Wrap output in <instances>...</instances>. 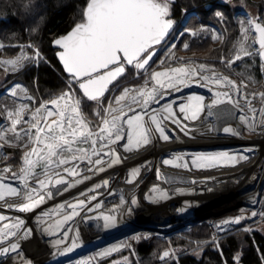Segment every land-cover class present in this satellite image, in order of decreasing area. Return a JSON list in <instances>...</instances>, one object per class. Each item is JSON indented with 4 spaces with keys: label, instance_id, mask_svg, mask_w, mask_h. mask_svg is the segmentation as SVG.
I'll return each instance as SVG.
<instances>
[{
    "label": "snow or ice",
    "instance_id": "snow-or-ice-1",
    "mask_svg": "<svg viewBox=\"0 0 264 264\" xmlns=\"http://www.w3.org/2000/svg\"><path fill=\"white\" fill-rule=\"evenodd\" d=\"M172 3L173 0H89L82 21L68 35L54 41L62 49L58 56L65 71L70 75L71 81L78 85L82 96L75 95L76 89L70 83L67 91L42 101L38 107L30 109L29 105L21 104L7 110V122L0 123V150L5 146L19 148L23 155L18 172H12L11 165L0 168V202H4L0 206L14 208L21 213L33 212L47 200L68 192L74 184L91 179L86 173L103 172L105 167L102 165L110 168L122 163L120 153L114 146H119L126 152H134L149 145L157 137L169 141L171 137L166 131L168 123L176 125L188 135L185 131L188 125L183 121L200 119L206 107L211 109L227 102L239 111L240 114L235 118L249 131L256 132L260 129L264 132V92L247 91L249 85L245 79L255 83L251 75L238 83L229 75L220 72L215 65L197 63L194 60L182 62L183 58H176L174 55L170 58L177 60L176 64L160 71L151 68L149 61L155 55L153 46L161 44L174 27V20L171 18ZM215 14L223 18L221 12ZM239 23L240 37L233 45L232 57H221L220 63L231 67L245 57L258 56L264 70V21L259 17H248L246 21L241 20ZM185 31L192 36L197 34L196 30ZM212 38L220 41L224 39L215 32ZM170 47L174 49L175 44ZM4 48L5 45L0 43V51ZM183 48L188 49L189 44L185 43ZM39 59L42 57L38 50L33 56L21 52L13 59H0V67L8 71L10 66V70L16 71L25 61ZM164 63L160 61L161 65ZM127 65H131L137 70V74L143 76V85L138 88L124 87L118 95L106 100L105 94H111L109 86L125 73ZM238 75L243 76V73ZM153 82L155 86L150 87ZM193 84L208 87L213 92L214 99L211 104L205 105V97L194 94L186 97L185 103L177 106L180 115L174 111L175 101L166 103L159 109L151 107L153 103H160L167 90L180 92ZM9 95L32 102L35 100L20 85L9 90ZM84 98L95 102L93 114L99 118L96 125H92L82 109ZM254 101H258L259 107ZM26 114L28 119L24 118ZM208 114L211 115V112ZM223 132L240 134L231 126L224 127ZM120 141L124 143L120 144ZM7 159L8 156L0 151V162ZM247 159L243 154L220 152L197 155L192 159V164L197 168L235 166L241 160ZM176 161L183 163L176 164ZM162 163L188 166L182 155L165 159ZM139 171L138 168L132 169L127 182H134L133 178L139 175ZM10 172L11 177L7 175ZM157 175L158 179L162 178L159 169ZM68 177L73 180L70 182ZM76 177L80 179H75ZM7 179L21 182L20 186L5 183ZM62 185L64 187H60ZM107 185L108 181H104V186ZM99 187L101 185H96V188ZM152 191L157 198L167 196L158 187H154ZM81 195L87 196V193ZM98 195L78 199L67 205L61 203L58 210H45L38 215L37 223L45 235L56 236L62 231L65 233L54 241V247L59 249L67 242V232L71 228H65V225L80 215L81 210L92 211L88 205L91 201L98 200ZM6 197H18L22 202H6ZM132 203L136 204L137 201L133 200ZM100 207L98 202L95 208ZM66 208L71 211H65ZM251 215L255 217L257 213L253 211ZM260 215L264 216V212ZM100 218L103 219L105 227L114 224V217L111 215L97 217ZM241 219L242 217H237L225 223L239 224ZM4 221L11 222L0 224V257H6L10 253L19 257L20 241L28 239L34 230L25 227L26 221L19 217L0 215V222ZM13 237L15 240L9 242ZM133 239L138 240L140 237ZM77 246L78 241L74 240L60 254L72 252ZM123 247L131 246L125 242L107 248L98 255L106 257ZM170 255L173 253L165 251L161 259ZM123 259L125 264H131L126 257ZM22 264H31V261L23 260ZM81 264H90V261L85 260Z\"/></svg>",
    "mask_w": 264,
    "mask_h": 264
},
{
    "label": "flooded vegetation",
    "instance_id": "flooded-vegetation-1",
    "mask_svg": "<svg viewBox=\"0 0 264 264\" xmlns=\"http://www.w3.org/2000/svg\"><path fill=\"white\" fill-rule=\"evenodd\" d=\"M261 1L262 0H210L208 5L205 7V9L204 8L202 9L201 7L187 9L177 6L175 4V0H173V3L171 5V18L174 20V29L167 38L166 42L154 47V49H156V53L152 57V60L149 62V65L151 66V68L157 71L163 70V68L177 63V60H173L170 58L171 56L174 55L176 58H183L182 62H189L194 60L197 63L215 65L220 72L224 73L225 75H229L232 79L236 80L238 83L241 79H245L247 76L251 75L255 83L245 79V82L248 83L249 85L247 91L250 93L264 92V70H262L261 68V61L258 56H254L251 58L245 57L243 60L237 61L235 64L231 65V67H227L226 64L220 63L221 57H226L227 59H231L232 57V53L234 51L233 45L236 44L237 40L240 37L239 22L241 20L246 21L248 17H252V18L259 17L260 20L264 21V7H258L254 5V3ZM180 9L183 10L182 13H180ZM216 12H221L223 14V18L217 17L215 14ZM186 29L196 30L197 34L195 36H192L189 34V32L185 31ZM214 32L222 35L224 38L223 41L214 40L212 38ZM185 43L189 44L188 49L183 48V45ZM172 44H175L174 49L170 47ZM256 47H258V45H256ZM149 51H152V49H150ZM15 57L16 56L6 57L3 55L2 52L0 54V59L3 60L13 59ZM160 61H164L165 63L161 65ZM25 62L23 66L25 65ZM16 72L17 70L16 71L10 70V66L8 71H6L5 68L0 67V108L1 109H2L1 106L3 105L4 108L5 106L6 107L19 106L20 99L9 95V90H11L16 85H20L23 88L27 89L28 95L35 98V96L31 94L28 86L25 85L23 82H21L19 79L9 82L7 75ZM238 73H243V76L238 75ZM70 82L73 83L71 81V78H70ZM143 82H144L143 76L137 74V71L135 73H125L121 78H119L114 84L110 86L111 94L106 93L105 98L107 100V99H111L113 95H118L121 92L122 88L124 87L138 88L141 85H143ZM72 86L73 88L76 89L75 95L82 96L79 95L77 87L74 86L73 84ZM151 86H155L154 82L150 84V87ZM63 92L52 95L48 100L60 95ZM194 94L205 97V105L211 104L212 100L214 99V94L213 92H210L208 90V87H201V86H197L196 84H193L190 87L183 88L182 91L180 92L167 90L164 98L160 100V103L159 104L153 103L151 104V107L159 109L162 105L175 101V103L173 104L174 111L177 112V115H180L177 106L185 103L186 97ZM3 100L4 102H2ZM31 103H32L31 104L32 108L40 106L37 104L36 98L34 102ZM253 103L256 104L257 107H259L258 101H254ZM95 106H96L95 102L88 101L86 98H84V101L82 103V109L87 114L88 118L91 120L92 125H96L99 123V118L96 117L92 112V110L94 111ZM48 107H51V105H48ZM209 111L211 112V115L208 114ZM239 114L240 113L237 109L233 108L231 105L225 102L218 106H213L211 107V109L206 107L205 111L201 114L200 119L196 121H190V120L183 121L184 124L191 126V128L185 130L188 132L189 135L190 133H193L192 126L197 127L198 129V132L196 133L197 140L203 142L204 146L201 147L195 145L189 148H184V147L179 148L180 150H177L172 154L169 153L165 154L166 156L164 155V159L162 158V161L165 159L173 158L177 155H182L184 161L188 162V166L187 167L178 166L177 168L185 169V168L193 167L203 172L226 171V173L229 174L225 178H222L220 182L217 181L215 176L203 177L202 182L213 183L217 185L228 184L231 187H238L239 184H241L240 181L243 180L244 177H246V175L244 177L241 176L242 172H239V175L241 177L238 176V173H233L232 171L234 169L237 170L240 168H242L240 170L250 169V172L248 170L250 184L247 183L248 185L247 187L251 186L252 191L251 192L249 191V193L245 194L244 196H246V198L244 199L255 198L254 199L255 201H251V202L256 204L259 202V199L261 198L260 197V194H262L261 192L264 191V132H262L260 129H257L256 132L249 131L238 119L235 118ZM128 115H132V113H128ZM4 121H5L4 117L2 120L0 119V123H4ZM168 125H172V124L168 123ZM228 126H231L234 129H236L240 133L239 135L243 136L245 139L243 140L241 139V141H237L235 136L238 135H231L223 132V128ZM166 131L171 138L176 137L178 132L184 133V131H181V129L180 131H177L173 128L172 129L168 128V126L166 128ZM176 141L178 142V140ZM119 143L123 144L124 141H120ZM114 147H116L117 151L120 153L121 159H127L126 156L129 155L130 157V155H132L135 152V151L132 153L126 152L124 151L123 148H120L119 146H114ZM3 152L6 153L8 156H11V158L8 161H6L5 166L11 165L12 172H18L22 164L21 157L23 155V151L19 148H12L5 146L3 148ZM220 152H228L229 154H243L246 155L248 159L241 160L235 166L197 168L194 164H192V159L194 158V156L200 154L211 155ZM18 155H20L21 161L20 164L17 165L16 163H17ZM181 163H183V161H176V164H181ZM83 166L84 165H81V167ZM246 166H249V168H247ZM102 167H105V171H103L104 173L103 172L102 173L94 172L93 174L87 173L86 175L90 176L91 179L85 180L79 184H74L71 190H69L68 192L62 195L54 196V198L47 201H50L54 210H58L59 204L63 203L67 205L71 203L73 200H75V198L83 197L84 195L81 196V193L87 192V195H89L90 191H87L88 189H94L95 191L98 192V190L102 189L103 187H106L104 186V181H108L107 186H111L114 183V181L117 180L116 169L118 168V164L110 168L104 165H102ZM38 170L39 169H37V171ZM109 171H112L110 176L108 177L105 176V174ZM7 175L11 177V172L8 173ZM139 175H140V171H139ZM68 179L70 182L73 180L72 177H68ZM75 179H80V177ZM110 181L112 182V184L110 183ZM4 182L12 184L13 186H17V187H19L21 183L18 181H13L11 179H7ZM96 185H101V187L96 188ZM197 185L198 184L196 182L193 184V186H197ZM60 187H64V186L62 185ZM247 187H245L244 189H247ZM245 192L247 191H244V193ZM99 199L100 197L98 196V200H96V202H98ZM6 202L18 204L21 203L22 201L18 197H6ZM241 203L246 204L243 201H241ZM208 205H209L208 203L201 204L199 205L198 210H204L206 208H209L210 205L209 206ZM65 211L68 212V209L66 208ZM211 212H214L213 214H217L215 210ZM22 214L23 213L17 211L14 208H7V207L3 211H0V215L7 216L9 218L18 217ZM61 215H63V213H61ZM7 222H11V221L0 222V224ZM25 227L31 228L34 231L33 234L28 239L20 241V245H24L23 247H20V256L19 257L16 256L15 253H10L8 255L10 257L9 259L16 264H19L23 260H28L30 259L29 257H32V254L30 252L31 249L29 250L27 248L28 247L30 248L33 245L34 246L37 245L36 242L37 240L34 237L41 236L40 232H42L40 230L41 229L40 224H38L36 228L26 223ZM14 240H15L14 237L10 238L9 242H13ZM32 240H34L32 243L33 245L27 243V241L31 242ZM8 256L4 257L3 261ZM1 258L3 257H0V264L3 263L1 261Z\"/></svg>",
    "mask_w": 264,
    "mask_h": 264
},
{
    "label": "bare ground",
    "instance_id": "bare-ground-1",
    "mask_svg": "<svg viewBox=\"0 0 264 264\" xmlns=\"http://www.w3.org/2000/svg\"><path fill=\"white\" fill-rule=\"evenodd\" d=\"M168 128L180 131V128L176 125H168ZM188 128H191V126L188 125ZM192 128L193 133H190V135L178 132L177 136L171 138L169 141H163L157 137L152 143L142 147L139 151H135L130 157L129 155L126 156L127 159H122V163L118 164V168L116 169L117 180L113 184L110 181L111 186L103 187L98 192L90 191L87 196L74 197L75 200L71 203L78 199H87L91 195L99 194L100 199L98 202L101 204V207L95 208L98 202L91 201L88 208H92V211H88L87 209L81 210L80 215L69 221L65 225V228H71V231L67 232V242L61 245L59 249L54 247L53 244L56 239L65 234L63 231L56 236H47L39 231L41 236L34 237L37 240V245L34 246L32 244L34 240L31 242L27 241L28 244L33 245L27 248L31 249L32 257L28 259L31 261V264H81L85 260H89L91 263L96 259V250L103 249L114 243H121L124 239L129 241L131 236L139 235L145 230H162L163 228H168L170 224L174 226L173 223L175 224V222L181 224L190 221L187 223L193 224L194 221L202 217L203 220L213 217L214 212H211V210L224 214L241 205V201L246 204L255 201V198L244 199L246 198L244 195L249 193V191L244 193V188L248 186L247 183L250 184L248 173L250 169H234L233 173H238V176H240L239 172H242L241 176L244 177L246 175V177L240 181L241 184L238 187H231L228 184L217 185L202 182V178L206 176H215L217 181L220 182L222 178H225L229 174L226 171L203 172L193 167L184 169L162 163V158L164 159L165 154H172L180 150L179 148H189L195 145L204 146L203 142L197 140V127L192 126ZM235 138L237 141L245 139L240 135L235 136ZM136 167H139L140 175L133 178L134 182L128 183L129 173ZM246 167L249 168V166ZM157 169H159V173L162 176L160 179H158ZM111 172H107L105 176H110ZM195 182L198 184L197 186H193ZM154 187H158L166 192L167 196L157 198L156 194L152 191ZM185 187L189 190L193 189L192 193H187ZM109 193L112 194L110 195ZM127 196H130L131 199L122 201ZM133 200H136L137 203L133 204ZM3 203L0 202V205H3ZM204 203H208L210 209L198 210L199 205ZM5 208L0 206V211H3ZM45 210L54 211L50 201L42 204L35 211L23 213L18 217L24 219L28 225L36 227L38 225V215ZM115 210H118L119 213H114ZM70 211L71 209H68V212ZM95 214L97 217L111 214H117L118 216H113L114 224L111 226L105 227L103 219L100 218L102 221L101 225L95 227L93 224ZM195 216H198V218L195 219ZM55 218L58 219L60 217ZM74 240L78 241V246L72 252L61 255V250L70 247ZM82 241H84L83 244ZM23 246L21 245V247ZM9 258L8 256L4 261V257L1 258L2 264H16ZM19 264H22V262Z\"/></svg>",
    "mask_w": 264,
    "mask_h": 264
},
{
    "label": "trees",
    "instance_id": "trees-1",
    "mask_svg": "<svg viewBox=\"0 0 264 264\" xmlns=\"http://www.w3.org/2000/svg\"><path fill=\"white\" fill-rule=\"evenodd\" d=\"M209 1L175 0V4L181 8L205 9ZM88 2L89 0H0V42L5 45L1 51L3 55L11 57L24 52L33 56L38 50L42 57L26 61L16 73L7 75L9 82L19 79L27 85L38 105L52 95L67 90L71 83V77L59 62L57 50L52 43L82 21ZM254 5L264 7V0ZM182 12L180 9V13ZM29 45L32 47H28ZM136 71L133 67H127L126 73ZM72 84L77 87L79 95H82L78 85ZM20 161L18 155L16 164H20ZM245 225L243 222L223 233L219 248L215 243L207 244L201 258L193 253H185L178 260L165 264H264V235L258 230L243 229ZM187 227H178L176 232ZM160 236L167 238L161 234ZM212 236L209 225H197L186 233L185 239H173L172 243L192 248L197 242L208 241ZM167 248L168 243L154 239L143 240L135 246L141 264H160L163 252L170 250ZM238 253H241L239 261L236 258Z\"/></svg>",
    "mask_w": 264,
    "mask_h": 264
},
{
    "label": "rangeland",
    "instance_id": "rangeland-1",
    "mask_svg": "<svg viewBox=\"0 0 264 264\" xmlns=\"http://www.w3.org/2000/svg\"><path fill=\"white\" fill-rule=\"evenodd\" d=\"M0 54H1V51H0ZM2 102H4V100ZM31 102L32 101H30V104H29V100H27V99H22L21 100L20 99V104L19 105L27 104V105H29V107L31 109L32 108V105H31L32 103ZM1 107H2L3 111L0 108V119L2 120L3 117H4V120H5L4 123H6L7 122V120H6L7 110L14 109V108H17L19 106H14V107H6L5 106V108H4V105H3ZM25 117L24 118L27 119L28 115L26 114ZM0 151H3V149L0 150ZM4 154L7 155L6 153H4ZM10 158H11V156H8V159L6 161H8ZM6 161L0 162V168L5 166ZM261 193H262V194H260L261 198L259 197L260 198L259 202L256 203V204L250 203V202L248 204H241V205L236 206L234 209H232L231 211H229L227 213L221 214V213L217 212V214H214L215 216L209 217L207 219H204L202 222L195 223V224H188L187 222H190V221H186V222H183L181 224H178L177 222H175V224L173 223V225L175 227L172 226V224H170L171 226L169 225L170 228L172 229L171 231H170L169 226H168V228H163L162 230H157V231H155V230H151V231L145 230V231L141 232L139 235L131 236L129 241L124 239L123 241H121V243H119V242L118 243H114V244H112L110 246L104 247L103 249L96 250V252H97V253L95 252L96 259L93 260L90 264H125L124 259H123L125 257L131 262V264H141L140 260H139V258L137 256L135 246L139 242H141L143 240H148V239H154V240H158V241H161V242L168 243V248L167 249H170L171 253H173V255H170L169 257H166V260L164 262H161L160 264H163V263L165 264V263H168V262H172L174 260L176 261V260H178L180 255L185 254V253H193L196 257L201 258L203 253H204V250H205L204 247L207 244L215 243L216 246L219 248V243H220V239L222 237V234L227 232V231L233 230L234 227H236L238 225H241L243 222H244V224H246L243 227V229H248L247 231L258 230L264 235V216L260 215V213L264 212V191H262ZM130 199H131V197L127 196V197H124L122 199V201H127V200H130ZM93 202H96V200H94ZM262 202H263V205H262ZM257 208H259V209L257 210ZM211 211H213V210H211ZM253 211H255L257 213V215L255 217H253L251 215V213ZM117 212L119 213L118 210H116V213ZM114 213H115V211H114ZM117 214H114V215L116 216ZM114 215L111 214V216H114ZM237 217H242L241 222L239 224L230 223V224H228L226 226L222 225V223H224V220L229 219V218H237ZM194 218L196 219V218H198V216H195ZM195 219H193V220H195ZM93 221H94L93 224H94L95 227H97L98 225H101L100 223L102 222L100 219H97L96 214H95V217L93 218ZM205 224L209 225L211 227V229H212V232H213V236H212V238L210 240L205 241V242L204 241L203 242H197L196 246H194L192 248H188L186 245H181V244L178 245V246L173 245V243H172L173 239H185L186 233L191 232V230L193 229L194 226L205 225ZM183 226H188V227L186 229L182 230V231L176 232L177 231L176 228L183 227ZM160 234L164 235L167 238H164V237L160 236ZM137 236L140 237V239H138V240L137 239H133V237H137ZM169 236H170V238H169ZM216 237H219V238L217 240L213 241V239H215ZM125 242L127 244H129L131 247L130 248L123 247V248H121V250L113 252L110 255L106 256V257H102V256L98 255V253H100V251L102 252L103 250H105L107 248H111V247H113L115 245L123 244ZM83 243H84V241H82V244ZM175 255H177L176 258H175ZM240 255H241V253H238L237 256H236L238 261L240 259ZM238 264H240V263H238Z\"/></svg>",
    "mask_w": 264,
    "mask_h": 264
},
{
    "label": "water",
    "instance_id": "water-1",
    "mask_svg": "<svg viewBox=\"0 0 264 264\" xmlns=\"http://www.w3.org/2000/svg\"><path fill=\"white\" fill-rule=\"evenodd\" d=\"M74 27H75V26H74ZM74 27H73L68 33H66V34L63 35V36H60V37L56 38L54 41H56L57 39L62 38V37H64V36L68 35V34L74 29ZM173 29H174V27H173ZM173 29L170 30L169 34L165 37V40L162 41L161 44L164 43V42H166L167 38L169 37V35H170L171 32L173 31ZM54 41H53V43H52L53 48L57 50V52H56L57 58H58L59 62L61 63L62 67H63V63L61 62V60L59 59V56H58V53L61 52L62 49H60V48L54 43ZM159 45H160V44H159ZM155 46H158V45H154L153 47H155ZM149 50H150V49H149ZM155 53H156V49H155ZM149 62H150V61H149ZM113 67H114V66H113ZM127 67H132V66H131V65H127V66H126L125 73L127 72ZM63 68H64V67H63ZM64 70H65V69H64ZM65 72H66V71H65ZM125 73H124V74H125ZM66 74H67L68 76H70L67 72H66ZM124 74H123V75H124ZM123 75H122V76H123ZM122 76H120L119 78H121ZM119 78H117V80H118ZM117 80H116V81H117ZM116 81H114L113 84H114ZM110 86H111V85H110ZM110 86H109V88H110ZM105 95H106V94H105ZM185 186H187V185H185ZM185 190H186L187 193H189V192L192 193V191H193V189L189 190V189L186 188V187H185ZM244 191H250V192H251V191H252V187H251V186H250V187H247V189H244ZM202 218H203V217H202ZM202 218L197 219L196 221L193 222V224H195V223H199V222H202V221H203ZM233 219H234V218H229V219L224 220V223H222V225H223V226H226V225L230 224V223H225V221H231V220H233ZM246 227H247V226H246ZM218 238H219V237H216L215 239H213V241H214V240H217ZM169 251L171 252V250H169ZM176 257H177V255H175V258H176ZM165 260H166V257L163 258V261H162V262H164Z\"/></svg>",
    "mask_w": 264,
    "mask_h": 264
}]
</instances>
